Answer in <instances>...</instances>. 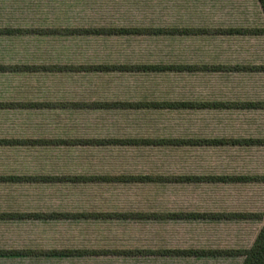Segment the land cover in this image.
<instances>
[{
  "label": "crops",
  "instance_id": "obj_1",
  "mask_svg": "<svg viewBox=\"0 0 264 264\" xmlns=\"http://www.w3.org/2000/svg\"><path fill=\"white\" fill-rule=\"evenodd\" d=\"M134 29L197 34H115ZM218 29L263 30L264 15L258 0H0V67H10V69H0V140L18 141L0 144V264H241L240 256L218 254L195 256L163 252L245 249L228 245L232 240H239L241 231L243 233L241 239H247L253 233L255 239L263 220L92 216L64 218L22 215L64 213L63 210L48 212L37 210L42 203H48V191L59 190L57 187L64 185L74 188L79 202L97 203L95 206L113 203L110 191L99 192L100 195L108 197L106 200L94 197L92 192L97 188L96 186H107V189H113L111 186L130 188L125 195V199L130 203H136L138 198L154 200L155 187L169 186L173 189L169 192L166 190L168 195L160 199L168 200L169 203H183L184 208L177 209V207L163 212H247L232 211L230 207L225 209V205L229 206V203H233L232 200L237 202L238 199L233 194L235 190H232L234 187L256 185L259 182H138L115 179L46 182L3 179L47 176H264V172L248 173L249 164H244L242 169L234 164L216 169L214 163H210L211 154L206 155L202 151L205 147L217 150L259 147V145H47L31 142L66 139H264V133L254 134L249 131L239 135L238 132L242 127L241 124L259 126L264 125V120L259 124L255 119L243 122L230 116L246 112H258L264 116V108L214 106L215 103L230 105L264 102V70L204 68L205 66H264V33L219 34L215 32ZM65 31H74L72 33L75 34H62ZM70 36L85 39L84 41L98 37L115 40L126 38L127 46H137L139 38L163 37L174 44L176 41L184 43L183 58L177 62L169 60L157 62L128 53L123 57H103L98 60L91 57L72 60L60 57L61 61L50 58L47 48L53 47L54 42L63 41L64 37ZM126 64L188 65L200 68L181 72L185 80L181 98L176 97L175 89L167 91L169 96L166 98H155V94L142 90L141 87H128L127 83L133 75H154L175 71H49L31 68ZM248 73L255 78L252 79ZM135 102H184L192 105L177 109L91 105ZM49 103L55 105L48 106ZM61 103L75 105L60 107ZM198 104H213V106H198ZM152 111L185 113L183 133L171 131L173 133L170 134L166 125L155 124V119L147 117L153 115L150 113ZM174 126V124L170 125L173 129ZM236 129L238 130L235 131ZM61 147L120 151L133 150V147H154V149L173 147V150L184 149V151L159 155L158 159L163 162H159L156 166L155 162L154 164L141 162L150 165L125 167L123 162V166L115 171L74 169L77 165L71 171H65L63 154H59L57 159L48 152ZM134 155L138 153L121 157L120 160L126 161ZM212 156L218 154L215 152ZM103 158L102 155L99 156V159ZM73 159L76 163V159ZM136 159L142 157L138 155ZM100 168H105V165H100ZM136 189L141 190L142 193L136 192ZM144 191H149L150 196L145 197ZM64 221H72L70 225L73 229L71 236L67 235L66 241H64L65 237H57L63 236L60 232H65ZM124 221L159 222L161 228L155 232V247L136 242L133 245L127 244L125 242L127 237H138V234L128 233L126 226L129 224L123 223ZM254 221L261 222L256 233L255 226L250 223ZM245 227L252 233L245 231ZM135 251H155V254L126 253Z\"/></svg>",
  "mask_w": 264,
  "mask_h": 264
},
{
  "label": "rangeland",
  "instance_id": "obj_2",
  "mask_svg": "<svg viewBox=\"0 0 264 264\" xmlns=\"http://www.w3.org/2000/svg\"><path fill=\"white\" fill-rule=\"evenodd\" d=\"M92 40L84 41L85 39H80L77 37H64L63 41H56L52 45L53 47H48L47 51L50 52V58L53 60L62 59L60 57H65V60H72L73 58L83 59V57H91L92 59L98 60L103 57L115 58L117 56L123 57L124 55L133 54L138 55L135 57L145 58L155 60L157 62L162 61H173L177 62L182 60L183 52L182 45L183 42L176 41L169 42L168 38L163 37H155L151 38H139V43L137 46H127L128 40L126 38L115 40L108 38H89ZM180 45V46H178ZM128 53V54H127ZM141 74V73H139ZM249 74V73H248ZM251 78H255L252 74H249ZM121 80V79H120ZM128 87H141L142 90L149 91V93L155 94V98H166L169 96L167 91L173 90L176 92V97L181 98L183 95L185 80H183V74L181 72H170V73H159L154 75H133V78L127 81ZM119 87V86H117ZM124 88V86H122ZM181 111V110H180ZM153 115L147 116L151 119H155V124L160 123L161 125H166V129L168 133H173L171 131L183 133V120L185 118V113L183 112H165V111H152L150 112ZM224 114V113H222ZM236 117L237 120L247 121L251 119H255L256 123L261 124V121L264 120V116L260 115L258 112H246V113H238L237 115H230ZM248 117V118H245ZM242 122V123H243ZM175 125L174 129L170 127V125ZM241 129H239V135L245 134V132L252 131L255 133H264V125L253 126L247 123L241 124ZM188 127V126H187ZM210 128H207V130ZM156 130V129H155ZM236 129L235 131H237ZM156 133V132H155ZM133 150H102L100 148L96 149H75V148H67L61 147L58 149H54L52 151H48L52 153V157L56 156L57 159L59 154H63V163L65 171H71L73 167L74 169H91L93 171H115L123 166V162H125V167H133L138 165H143L144 167H149L150 164H143L141 162H151L155 166L159 162H163L159 160V155L164 156L168 152H183L184 149L173 150V147H133ZM170 149V150H169ZM213 148L205 147L202 149L206 155L211 154L210 163H214V167L216 169L220 167H225V165L232 164L237 167H243L244 164H249V172H264V147H249V148H218L217 150H212ZM218 156H212L215 152ZM138 153L142 159H136L138 155H134V157H130L126 161L123 159L120 160L121 157H127L131 154ZM240 154V155H239ZM102 155L104 158L99 159V156ZM239 155V156H238ZM51 157V158H52ZM107 157H110L107 158ZM222 157L223 159L221 160ZM50 158V160H51ZM72 158V159H67ZM76 159V163L74 159ZM214 159V160H213ZM216 159V160H215ZM218 159V160H217ZM49 160V161H50ZM213 160V161H212ZM59 162V161H58ZM167 162V159L164 160ZM100 165H105V168H100ZM248 168V167H246ZM147 169V168H144ZM237 169V168H236ZM242 169V168H241ZM247 185V184H246ZM62 187V188H60ZM96 189L92 194L94 197L103 198V200L108 199L105 195H100L99 192H108L111 193V201L113 203H104L103 206H95L97 203H81L79 202L75 195L74 188L72 186H59L57 187L59 190L52 189L48 191V203H42L37 210L39 211H61L64 213H79L83 211L88 212H98L99 211H116V212H130V211H169L170 209H183V203H169L168 200L160 199L168 195L166 194V190H172L169 186H159L155 187L153 190L155 192L154 200H144L137 199L136 203H130L129 200L125 199L126 192L130 189H124L126 187L120 186H111L113 189H107V186H96ZM102 187V188H101ZM55 188V187H54ZM73 188V189H72ZM49 189H51L49 187ZM234 195L237 197V202L232 200L233 203H229L230 205H225V209L230 207V210H239V211H251V212H260L264 213V183H257L256 185H239L237 188L234 187ZM136 192L142 193L141 190L136 189ZM145 192V191H144ZM226 192V191H225ZM237 193L239 195H237ZM145 197L150 196V192L147 191L143 193ZM104 196V197H103ZM141 197V196H138ZM62 198V199H61ZM61 199V200H60ZM234 199V198H233ZM99 210V211H98ZM93 212V213H95ZM53 222V221H50ZM127 221L123 223L126 224ZM72 221H64V229L65 232L63 236H57L58 238L65 237L64 241L67 240V235L71 236V232L73 231L72 225H70ZM179 222H176L178 224ZM255 226V233L258 231L261 222H250ZM127 230L128 233H137L138 237H127L126 243L129 245H133L135 242L137 244H142L149 247H155V232L159 231L161 228V224L159 222L153 221H128L127 222ZM165 227H167L165 225ZM248 230L252 233L249 228L245 227V231ZM73 234V233H72ZM65 235V236H64ZM255 234L250 235L247 239H241L243 237V233L239 236V240H232L228 246H233L234 248H246L250 246L254 239ZM141 245V246H142ZM157 245V244H156ZM227 245V244H226ZM242 259H240L241 262ZM227 264V263H224Z\"/></svg>",
  "mask_w": 264,
  "mask_h": 264
},
{
  "label": "trees",
  "instance_id": "obj_3",
  "mask_svg": "<svg viewBox=\"0 0 264 264\" xmlns=\"http://www.w3.org/2000/svg\"><path fill=\"white\" fill-rule=\"evenodd\" d=\"M264 15V0H258ZM74 31H65L62 34H75ZM170 31L157 29H134L123 30L122 33L115 34H132V35H168V34H197L191 32L173 33ZM215 32L219 34H263V30H238V29H218ZM78 33V32H77ZM90 34V33H89ZM91 34H108V33H91ZM199 34V33H198ZM33 70H49V71H118V72H183L184 70H195L200 67L188 65H156V64H126V65H93V66H33ZM209 70H239V71H259L264 70V66H235V67H214L205 66ZM0 69H10V67H0ZM52 106L55 104H47ZM72 103H61L60 107L72 106ZM95 107L101 106H129V107H146V108H184L191 106V103L184 102H135V103H93ZM202 106H213V104H198ZM233 106L237 108H264V102H246L241 104H217L214 106ZM18 141L0 140V144H9ZM34 143H44L47 145H118V144H140V145H162V146H222V145H259L264 146V139H239V140H184V139H143V140H49V141H31ZM8 180H41L52 182H80V181H105V180H121V181H138V182H193V181H208V182H259L264 183V176H235V177H197V176H120V177H74V176H47V177H8L3 178ZM22 215V214H15ZM5 216V215H4ZM22 216L34 217H64V218H79V217H134L140 219H185V218H218V219H257L263 220L257 235L249 248L245 249H225V250H190V251H164L168 254H184V255H225V256H240L242 257L241 264H264V213L260 212H233V213H207V212H126V213H32L23 214ZM66 253V252H63ZM126 253L137 254H155V251H135Z\"/></svg>",
  "mask_w": 264,
  "mask_h": 264
}]
</instances>
